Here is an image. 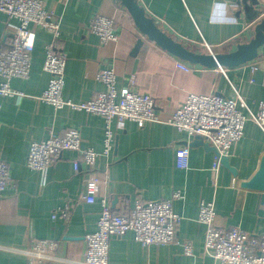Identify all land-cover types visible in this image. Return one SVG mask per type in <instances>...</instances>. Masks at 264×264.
<instances>
[{"label": "crops", "instance_id": "crops-1", "mask_svg": "<svg viewBox=\"0 0 264 264\" xmlns=\"http://www.w3.org/2000/svg\"><path fill=\"white\" fill-rule=\"evenodd\" d=\"M43 1L54 20L60 21L56 44L67 57L64 99L92 100L106 90L98 73L111 69L119 90L127 88L154 98L161 122L142 128L128 123L117 134L110 155L98 160L104 183L94 204L82 199L84 175L74 174L75 152H64L45 176L30 169L26 162L32 142L75 129L82 135L83 147L102 152L105 129L101 116L69 108L56 110L40 100L50 78L43 65L53 37L33 26L30 75L10 83L24 97L0 95V160L8 164L11 176V185L0 200V264H30L26 251L39 240L56 242L54 254L61 262L83 264L85 236L97 230L102 199L113 212L128 214L137 201L171 199L176 191L181 193L173 204L181 216L175 243L143 246L131 232L113 236L110 264H217L204 253L206 227L198 222L202 201L215 204L218 225L237 226L251 238L264 233V193L241 187L258 170L264 155L260 127L248 121L243 138L231 149L228 158L237 170L235 175L222 164L214 171L216 152L203 145L191 146L195 137L166 123L192 93L232 98L235 88L251 111L257 112L264 102V47L256 60L236 68L193 66L148 41L119 0ZM138 2L170 36L204 53H209L204 43L216 54L233 52L238 42L252 34L246 15H237V0ZM98 15L114 19L117 41L102 43L87 29ZM13 24L15 20L0 14L1 47H6ZM139 40L142 47L133 55ZM177 63L189 65L192 71L177 68ZM186 146L190 148L189 166L180 169L176 150ZM66 205L70 206L69 218L53 219V213ZM185 243L193 246V256L184 253Z\"/></svg>", "mask_w": 264, "mask_h": 264}, {"label": "built area", "instance_id": "built-area-1", "mask_svg": "<svg viewBox=\"0 0 264 264\" xmlns=\"http://www.w3.org/2000/svg\"><path fill=\"white\" fill-rule=\"evenodd\" d=\"M0 14H5L16 24L11 25V33L6 47L0 46V95L6 97L24 95L11 86L15 78L26 79L31 72V49L34 32L32 27L39 26L48 31L53 40L46 47L43 69L50 75L48 86L40 100L56 110L69 108L101 116L105 122L103 151L83 147L82 135L71 129L64 136L51 135L42 141L30 144L27 166L45 176L47 170L55 164L66 151L77 154L73 160L74 174L84 175L82 199L88 204L96 203L100 188L104 183L98 160L107 157L114 149L117 134L126 129L128 123L144 127L148 123L161 122L156 112V102L148 94L131 89H118L116 74L113 70H101L98 80L106 85V90L87 102L75 103L63 97L67 57L57 47L60 38V21L45 8L43 0H0ZM87 29L99 37L102 43L117 41L114 19L98 15L92 19ZM209 53L212 46L204 43ZM177 68L191 72L192 67L177 63ZM135 83V79H131ZM235 96L223 94H189L184 103L166 120V123L189 137H202L217 151L213 170L221 166L222 157H228L231 149L244 136L248 121L256 123L264 132V102L259 104L257 112L251 111L245 100L235 90ZM247 109L248 113H244ZM190 148L176 150V165L180 169L189 166ZM85 167V170L83 167ZM11 185L9 166L0 160V200ZM181 199L176 191L171 199L137 201L128 214L113 212L107 200H101V212L97 221V230L85 236L86 251L83 264H110V241L113 236L133 233L143 246L172 245L176 240V231L181 216L174 210V201ZM264 207V195L262 199ZM70 206L59 208L53 213L68 219ZM217 213L213 202L202 201L199 207L198 222L206 227L204 253L212 257L217 264H264V233L251 238L237 226L223 227L217 224ZM58 244L53 241H36L32 250L26 251L30 264H65L54 252ZM184 253L193 256V246L183 245Z\"/></svg>", "mask_w": 264, "mask_h": 264}, {"label": "water", "instance_id": "water-1", "mask_svg": "<svg viewBox=\"0 0 264 264\" xmlns=\"http://www.w3.org/2000/svg\"><path fill=\"white\" fill-rule=\"evenodd\" d=\"M120 7L125 8L131 15L135 26L142 35L158 47L172 54L176 58L188 62L191 65H201L206 68H236L252 62L259 57V50L264 47V3L261 0H237L240 17L244 13L251 23L250 37L244 38L236 45V50L230 53H204L194 50L180 39H175L157 25L155 20L140 6L138 0H119ZM142 40L136 44L133 55L142 47ZM191 146L203 145L205 148L217 153L202 137L196 136ZM221 163L231 172L237 175V170L230 165L228 157H222ZM241 187L250 191L264 193V155L255 174L247 181L241 183Z\"/></svg>", "mask_w": 264, "mask_h": 264}]
</instances>
